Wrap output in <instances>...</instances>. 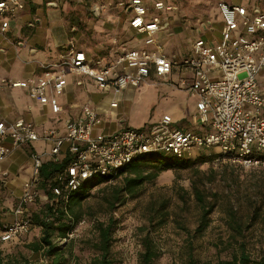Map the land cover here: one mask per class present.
I'll use <instances>...</instances> for the list:
<instances>
[{"label": "built area", "instance_id": "obj_1", "mask_svg": "<svg viewBox=\"0 0 264 264\" xmlns=\"http://www.w3.org/2000/svg\"><path fill=\"white\" fill-rule=\"evenodd\" d=\"M26 6V0H0V52L17 46L11 37L10 18L14 19ZM165 7V2L158 1L151 8L144 0H129L125 5L133 12L131 28L145 36L143 47L121 52L100 66L101 60L95 61L70 42L63 46L65 53L57 62L40 63L39 74L26 80L0 79V93L6 86L23 88L32 102L60 114L64 106L59 98L68 75L88 77L101 91L117 96L147 83L151 72L165 80L175 67H186L193 70L194 76L192 81L183 80L181 87L199 98L192 122L208 126V130L178 129L170 115H164L148 130H101L105 118L112 117L119 107L116 100L110 102L105 113L91 103L84 104L81 113L70 118L63 130L48 128L38 132L34 123L22 117L9 124L1 122L0 163L15 150L38 141L50 148L32 153V179L24 183L15 204V220L0 225V245L13 242L33 227L27 212L42 196L37 183L46 161L71 158L55 178V196L148 154L187 157L196 148H219L220 158L233 165L246 169L264 167V12L256 9L251 17L247 7L222 2L220 11L225 24L220 42L200 38L192 55L179 61L162 52L156 37L167 25L158 15ZM171 9L176 11L178 7L173 5ZM83 84V79L76 80V85ZM6 139L10 142L6 143ZM75 232L63 241L73 238Z\"/></svg>", "mask_w": 264, "mask_h": 264}, {"label": "rangeland", "instance_id": "obj_2", "mask_svg": "<svg viewBox=\"0 0 264 264\" xmlns=\"http://www.w3.org/2000/svg\"><path fill=\"white\" fill-rule=\"evenodd\" d=\"M53 2L58 0L49 3ZM257 5L264 9V0H257ZM10 20L12 27L19 30V19ZM213 28L216 29L215 38L221 40V26L215 24ZM203 38L214 37L209 33ZM189 39L184 34L179 40L183 46L190 47ZM26 58L24 55L23 59ZM101 61L100 66L106 65L108 56ZM20 73L14 70L10 75L19 76ZM99 99L95 97V100ZM124 99L127 100L124 102L126 123L123 125L144 130H148L166 111L173 113L176 100L175 97L164 99L154 88L145 85L135 92H125ZM184 125L188 126L187 119L179 124V128ZM202 153L208 156L205 163L197 160ZM216 154H220L219 148L194 149L187 156L192 160L191 167L162 172L154 181L146 183L136 197L129 198L113 211L103 200V193H99V189L93 190L84 203L83 223L75 229L73 238L66 242L63 238L55 240L64 251L66 264H94L99 255L93 248V242L98 239L97 221H107L111 215L117 222L111 250L114 264H144L141 254L147 234L159 252L152 264H189L191 257L199 262L218 264L239 255L242 248L253 257L259 256L264 252V167L246 169L216 158ZM196 170L200 173L197 174ZM121 181L122 177L113 184ZM193 182L213 205L210 224L202 235L195 234L201 223L202 206L195 195ZM29 209L38 212L41 203L36 202ZM238 224L242 226L240 233L233 228ZM41 236V228L32 227L13 242L1 244L2 258L49 264L50 258L45 253L35 254L30 248V244L39 241Z\"/></svg>", "mask_w": 264, "mask_h": 264}, {"label": "crops", "instance_id": "obj_3", "mask_svg": "<svg viewBox=\"0 0 264 264\" xmlns=\"http://www.w3.org/2000/svg\"><path fill=\"white\" fill-rule=\"evenodd\" d=\"M26 1L25 10L14 18L19 19L21 23L19 30H15L11 23L12 39L17 46H9L7 50L0 52V79L26 80L39 74L40 63L57 62L65 53L63 46L70 42H75L79 49L84 50L95 61L102 60L105 56H108L110 61L121 52L144 46L145 36L130 26L133 12L125 8L129 0H58L56 7L49 5L51 0ZM158 1L166 4L158 15L163 23H167L166 27L156 34L158 44L164 54L179 61L192 55L196 40L203 38V35L212 33L214 38L207 41L220 42L215 38L216 29L213 26H221L222 36L225 24L220 11L222 2L247 7L251 17L256 9L264 12V9L257 5V0H144V3L154 8ZM173 5L177 6L178 10H172ZM125 11L128 13L126 17ZM184 34L190 38V47L183 46L179 40ZM170 50H173V53ZM24 55H27L26 59H23ZM14 70L20 71L21 75L11 76ZM193 76V70L186 67H175L165 80L151 72L147 83L114 96L112 93L101 91L88 77L68 75L64 93L59 98L64 106L60 114H54L48 106L32 102L25 89L6 86L0 93V123L9 124L22 117L34 123L38 132L48 128L63 130L70 118L81 113L84 104L91 103L105 113L110 102L116 100L119 107L114 110L112 117L105 118L101 130L119 131L129 128L123 125L126 123L124 102L127 100L124 99V93L135 92L145 85L154 88L164 99L176 98L174 112L166 111L157 121L164 115H170L173 118V126L178 129L179 124L187 119L188 126L184 125L182 129L206 131L208 126L192 122L199 98L181 87L183 80L192 81ZM77 79H83L84 84L76 85ZM165 88L168 90H164ZM96 96L100 99L95 100ZM9 142L10 139H6V143ZM49 148L45 142L38 141L15 150L6 161L0 163V225L15 220V204L23 191L24 183L33 176L32 153H42Z\"/></svg>", "mask_w": 264, "mask_h": 264}, {"label": "trees", "instance_id": "obj_4", "mask_svg": "<svg viewBox=\"0 0 264 264\" xmlns=\"http://www.w3.org/2000/svg\"><path fill=\"white\" fill-rule=\"evenodd\" d=\"M220 156L221 154H216V158ZM207 157L202 153L197 157V160L205 163L207 162ZM211 157L214 158L213 155ZM261 157L264 158V155H261ZM70 159V157H66L43 163L37 183L43 196L36 201L41 203V210L30 212L31 210L29 209L27 212V218L30 219L33 227H40L42 231L40 240L30 244V248L35 254L45 253L50 258L49 264L67 263L64 251L55 243V240L56 238H67L83 221L84 203L91 197L93 190L99 189L98 192L103 193V200L113 211L129 198L136 197L146 183L154 181L162 172L187 169L191 167L192 163L191 158L188 157H178L167 153L148 154L116 169L112 173L94 175L92 178L84 180L77 189H72L62 196H55L52 192L55 178L59 172L64 170ZM198 171L196 170L197 174L200 173ZM120 177H122V181L113 184ZM193 185L195 195L202 206L201 223L197 227L195 234L202 235L210 224L209 216L213 211V205L207 202V198L198 188L196 182H193ZM116 224L117 222L113 215L107 221H97L98 239L93 242V248L99 252V255L95 259L94 264H114L111 250ZM234 227L237 233L242 232L241 224ZM143 247L144 252L141 254V260L144 264H152L159 252L150 234L144 237ZM0 264H29V262L27 260L24 263L10 259L5 260L2 258V252L0 251ZM189 264L212 263L199 262L194 257H191ZM218 264H264V252L259 256L253 257L245 248H242L239 255H235L231 259L222 260Z\"/></svg>", "mask_w": 264, "mask_h": 264}, {"label": "water", "instance_id": "obj_5", "mask_svg": "<svg viewBox=\"0 0 264 264\" xmlns=\"http://www.w3.org/2000/svg\"><path fill=\"white\" fill-rule=\"evenodd\" d=\"M50 5H52V6H57V4L55 3V2H53V3H50ZM205 27V25L203 26V28Z\"/></svg>", "mask_w": 264, "mask_h": 264}]
</instances>
